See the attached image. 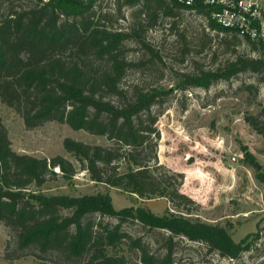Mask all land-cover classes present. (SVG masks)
<instances>
[{
	"label": "trees",
	"instance_id": "1",
	"mask_svg": "<svg viewBox=\"0 0 264 264\" xmlns=\"http://www.w3.org/2000/svg\"><path fill=\"white\" fill-rule=\"evenodd\" d=\"M98 1L37 0L25 9L8 5L0 18V102L12 108L27 129L55 121L111 141L99 145L64 138L63 148L77 166L60 154L39 158L11 148L0 117V222L15 234L17 250L33 249L41 258L56 253V260L67 264H129L119 247L134 250L143 264H173L174 238L178 236L201 242L224 257L237 258L254 242L252 234L236 242L226 226L192 219L181 211L167 208L158 215L141 205L115 209L107 192L69 196L39 191L58 174L55 168L67 180L81 169L95 183L137 198L165 197L173 207L182 209L192 202L181 191L183 174L158 160V113L154 108L163 104L171 90L125 86L123 78L131 68L159 58L144 33L156 25L161 12L172 14L175 7L195 9L204 14L209 29L232 34L234 42L239 37L210 19L214 7H189L174 0H114L117 14L122 8H139L128 32L112 30L95 20L92 6ZM128 38H134L147 55L128 59ZM245 41L258 52L256 57L236 54L214 70L181 74L174 88H207L214 81L247 71L264 80V43ZM260 116L262 119H246L264 136V108ZM242 161L264 181L260 163L245 148ZM62 209L70 213L62 215ZM93 214L118 222L113 226L95 222L90 218ZM127 220L166 232L164 253H150L140 237L123 231L121 225Z\"/></svg>",
	"mask_w": 264,
	"mask_h": 264
},
{
	"label": "rangeland",
	"instance_id": "2",
	"mask_svg": "<svg viewBox=\"0 0 264 264\" xmlns=\"http://www.w3.org/2000/svg\"><path fill=\"white\" fill-rule=\"evenodd\" d=\"M35 3L37 0H0V18L8 11V5L25 9ZM138 8H122L117 14L114 0H100L92 6L95 20L100 24L125 32L130 30L133 13ZM172 11V14L161 12L156 25L144 33L145 40L159 58L128 70L123 84L163 86L171 90L163 104L154 108L158 113L157 153L161 164L183 174L181 191L192 200L186 204L187 209L173 207L165 197L137 198L119 188L95 183L81 169L67 180L55 168L58 174L38 189L45 195L81 196L107 192L115 209L141 205L158 215L167 208L181 211L192 219L226 226L236 242L252 234L250 240L254 242L237 258L210 251L201 242L175 237L173 264H264V181H260L253 168L242 161L245 148L258 160L264 173V136L246 119L247 116L262 119L264 80L261 75L247 71L228 80L214 81L207 88H174L181 74L214 70L236 54L256 57L258 52L244 39L234 42L232 34L209 29L204 14L195 9L175 7ZM125 45L128 59L138 60L147 55L134 38L125 40ZM248 84L253 88H246ZM0 117L11 148L18 153L39 158L60 154L76 165L63 148L64 138L90 144H111L105 136L74 130L66 123L55 121L27 129L22 118L1 102ZM60 213L68 215L70 211L62 209ZM90 218L110 226L118 222L106 215L93 214ZM121 228L140 237L150 253H164L166 232L149 229L132 220L124 221ZM118 249L119 253L125 254L129 264H143L134 250ZM33 253V249L17 250L15 234L0 222V264H67L60 258L56 260V253H48L42 258Z\"/></svg>",
	"mask_w": 264,
	"mask_h": 264
},
{
	"label": "built area",
	"instance_id": "3",
	"mask_svg": "<svg viewBox=\"0 0 264 264\" xmlns=\"http://www.w3.org/2000/svg\"><path fill=\"white\" fill-rule=\"evenodd\" d=\"M47 1V0H43ZM89 3L91 0H78ZM194 7H214L210 19L241 39L264 43V0H174Z\"/></svg>",
	"mask_w": 264,
	"mask_h": 264
}]
</instances>
